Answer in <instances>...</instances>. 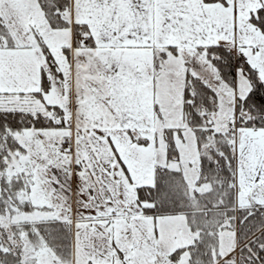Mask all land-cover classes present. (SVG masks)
I'll list each match as a JSON object with an SVG mask.
<instances>
[{
  "label": "snow or ice",
  "instance_id": "obj_1",
  "mask_svg": "<svg viewBox=\"0 0 264 264\" xmlns=\"http://www.w3.org/2000/svg\"><path fill=\"white\" fill-rule=\"evenodd\" d=\"M0 264H264V0H0Z\"/></svg>",
  "mask_w": 264,
  "mask_h": 264
}]
</instances>
